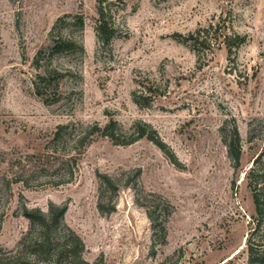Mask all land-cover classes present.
I'll return each mask as SVG.
<instances>
[{
    "label": "rangeland",
    "instance_id": "374dc122",
    "mask_svg": "<svg viewBox=\"0 0 264 264\" xmlns=\"http://www.w3.org/2000/svg\"><path fill=\"white\" fill-rule=\"evenodd\" d=\"M97 2L0 0V249L26 232L23 206L55 204L85 264H248L257 217L244 175L255 159L264 170V0H105L106 45ZM198 29L210 48L183 41ZM220 32L244 42L228 52ZM58 40L75 46L52 49ZM111 121L119 141L147 125L164 147L95 135L70 149L80 128ZM59 125L75 130L54 152ZM58 166L74 177L51 186Z\"/></svg>",
    "mask_w": 264,
    "mask_h": 264
},
{
    "label": "trees",
    "instance_id": "16d2710c",
    "mask_svg": "<svg viewBox=\"0 0 264 264\" xmlns=\"http://www.w3.org/2000/svg\"><path fill=\"white\" fill-rule=\"evenodd\" d=\"M105 0H98L96 7L95 32L97 40L101 45L109 44L115 33V27L111 21L109 11L104 5ZM79 25L82 20L79 19ZM214 27V28H213ZM225 28L224 23L217 22L214 26L209 25V30L213 29V33ZM208 29H198L183 38L184 42L190 44L193 50L201 48H210L212 40L208 37ZM221 39H215L220 45L225 46L228 52L233 47L240 46L244 42V38L234 34L232 38L220 32ZM218 40V41H217ZM218 45V46H219ZM75 46L73 41L58 40L54 41L52 49H69ZM74 128V127H72ZM65 125L57 126L53 133V144H55L54 152H59L65 145L70 144L71 132L75 129ZM147 128L149 130H147ZM72 130V131H71ZM80 134L70 145V149H82L91 141L95 135L107 138L115 145H127L137 139L146 137L157 147L163 148L162 143L155 137L156 134L147 125L137 127V136L129 142L119 141L115 135L116 123L111 121L104 127L97 125L80 128ZM148 132V133H147ZM227 150L230 158L235 163V167L239 165L240 160V137L235 126L230 131V135L226 141ZM61 147V148H60ZM75 158L72 159V166ZM61 168L58 166L54 169L57 174V181H50L49 185L59 186L70 183L74 177V170L70 166L67 173L68 179H62L60 174ZM104 179L101 185L112 184L108 177ZM244 179L250 189L251 199L254 206L255 218L257 217L256 227L252 233L246 238L245 249L248 255V264H264V170L259 166L258 160L252 162L251 167L244 175ZM101 211V204L98 205ZM66 212L65 205L49 204L44 212L38 208L22 207L21 215L28 221V228L17 243L13 250L0 249V264H85L83 260L84 244L82 240L65 224L64 215ZM262 235L257 236L256 241H252L253 233L261 232Z\"/></svg>",
    "mask_w": 264,
    "mask_h": 264
}]
</instances>
